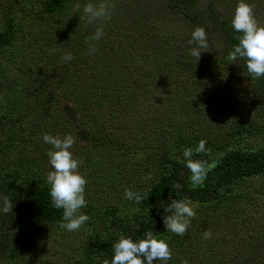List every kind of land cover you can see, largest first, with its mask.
Instances as JSON below:
<instances>
[{
	"label": "trees",
	"instance_id": "trees-1",
	"mask_svg": "<svg viewBox=\"0 0 264 264\" xmlns=\"http://www.w3.org/2000/svg\"><path fill=\"white\" fill-rule=\"evenodd\" d=\"M247 2L155 0L147 14L138 3L125 33L115 34L109 13L95 17L102 14L93 0H0V264H194L203 258L194 241L212 233L219 212L257 213L264 23L242 11L264 13V0ZM93 62L100 74L89 72ZM133 74L169 84L180 106L147 118L144 138L128 144L126 125L111 131L103 122L110 99L111 115L141 113L137 92L146 86L130 84ZM78 89L76 101L91 95L59 122L61 94ZM56 132L79 143L75 164L55 153ZM133 156L139 162L128 167ZM141 168L142 181H154L124 189V175ZM247 218L246 237L233 235L236 248L228 237L212 239L220 253L210 264L257 257Z\"/></svg>",
	"mask_w": 264,
	"mask_h": 264
},
{
	"label": "rangeland",
	"instance_id": "rangeland-1",
	"mask_svg": "<svg viewBox=\"0 0 264 264\" xmlns=\"http://www.w3.org/2000/svg\"><path fill=\"white\" fill-rule=\"evenodd\" d=\"M122 1L123 3L121 2V0H117V1L112 0L111 1L112 4H111L109 1L107 2L106 0H93V4H92L93 7H97V11L101 10L100 12L102 14L100 15L99 13L95 15V17L101 18V17L106 16L108 13L111 15V18L112 20H114V23H110L109 26L111 27L112 31L115 32V34H118L117 30L121 34H124L127 26L133 22L132 19H135V17L133 16L134 14L131 12L134 6H136V4L139 3V5L144 7L145 14H147V12L150 10L151 7H152V10H157L153 5V2H155V0H150V1L130 0L127 3H124L125 0H122ZM242 1H245L246 3H248L247 0H242ZM110 4L111 6H109ZM122 4L124 8L126 9L125 14L121 12ZM39 9L40 8H36L35 10H33L35 15L37 13L35 11ZM260 10L261 9H257V11L255 12L249 8L248 11L246 12L242 11L243 18L250 17L251 21L253 22L259 21L257 24L264 23V13ZM258 16H259V20H257ZM260 16L263 18L262 20ZM140 17L141 16H138V18ZM158 26H159L158 24H153V29H157ZM163 26L164 25L162 24L161 28H163ZM117 40L118 38H115L114 40L116 47L121 45L120 42H118ZM92 47L94 48V51L91 57H94V55H96L95 43L92 45ZM93 64H94V67L91 70H89V72L93 74H100L101 67L98 66L97 63L93 62ZM129 80H130V84H133V86L137 87L138 89L146 86L144 90L141 89L137 92L138 96L140 97L139 109L141 113L130 115L129 119L125 116L121 117L120 112H116L115 116L111 115L114 112L113 110L116 108V104L114 101H112V99H110L109 101L110 103L108 104L110 106L107 105L108 106L107 111L108 110L109 111L104 114L105 120L103 122L104 127L110 129L111 131L115 130L116 124L121 123L120 125L122 127L126 125L125 135L123 136V142H126L128 144L133 143V136H140L144 138L145 135L143 134L144 130H142V128L146 125V121L149 120L147 118H150L153 120V122H155L154 120H157L158 118L162 117L163 113L166 114L167 112H169L170 108L180 106L179 104L173 102L174 94L169 93V86H170L169 84L161 85L160 83L162 81L157 78L154 81H152V79L150 78L145 80V77L142 74L130 75ZM150 84L157 85V87L154 89H151ZM133 86H130V88L134 89ZM148 89H151L153 92L156 93L155 95L151 94L154 96L153 98H149V96L145 95V92ZM81 90L79 89L78 91L74 90L73 94L67 95L68 97L67 99L61 94L62 111H59L58 113L54 114L56 120L60 122L62 121L64 115H69L72 112H74L75 114L77 113V111L75 110L77 108L76 104L83 99H88L89 96L91 95L90 93H87L85 96L81 97L79 100L76 101V99H74L75 92L80 93ZM102 93L103 91H101L99 95L102 96ZM104 98H113V95L110 96V93L106 91L104 93ZM151 126L152 125H150V127ZM56 133H57L56 138L59 140V145L57 146L55 153L59 157L61 156L60 158H62V162L64 165L75 164V162L79 160L78 158L80 157V153H81V148L79 146V143L75 141V139L70 134H64L61 132H56ZM145 140H148V138ZM81 144L85 145L84 143H81ZM18 145H21V144L18 143ZM140 145L141 144H139L138 147H140ZM24 151H27V150H24ZM137 160L138 159H135L134 156L131 157L129 160L128 167H130L134 163H138L139 161ZM79 167H81V165ZM147 171L148 170H146L145 168H141L138 174L131 172L129 175H124V177L127 178V181H128V184L124 186V189L137 186L141 183L148 184L154 181L155 175L149 176L144 181H142V177L147 174ZM254 181L257 184L264 186L263 177L258 178L257 180H254ZM118 198L120 197L118 196ZM129 201L131 202L130 199ZM121 205H122V201H121ZM240 210L242 211V212L240 211V213H239V210L233 213L219 212V215H217L211 221V223H214L212 233L207 235L205 239L204 238L201 239L202 236H199L198 240L194 241V245H193L194 251L193 252H196L197 253L196 255L203 257L198 260L194 258V261H195L194 264H202L200 262H204V264H210L216 261L218 254H211V253H218L219 248H217L216 245L213 246L214 243H212L213 242L212 239L216 240L220 238L221 236L228 237V239L231 240L230 246L236 248V246L238 245L239 239L233 238V235L237 234V232H240L241 234H243L241 236L242 238L246 237L247 229L249 226L247 217L252 219L250 223L251 224L250 227L252 226V232L249 237L252 241H256L255 245H259L260 247L259 246L255 247V249L258 250L257 252H255L257 257L252 258L250 255H247V256H244L243 261H248L249 264H263L264 263V259L261 258V253L264 254V194L258 197V206L255 209L258 211L255 215L251 216L249 213V209L246 206L240 208ZM48 247L50 248V254H54L56 245H51ZM31 249L32 251L35 252L34 254L36 255L40 254L38 248L32 247ZM167 259L164 257L156 258L154 259L153 264L165 263Z\"/></svg>",
	"mask_w": 264,
	"mask_h": 264
}]
</instances>
